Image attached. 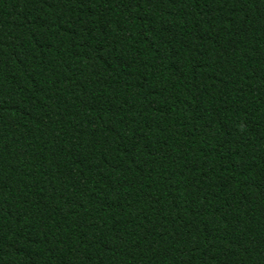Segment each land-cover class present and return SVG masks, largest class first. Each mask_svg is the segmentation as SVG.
<instances>
[{
    "label": "trees",
    "instance_id": "trees-1",
    "mask_svg": "<svg viewBox=\"0 0 264 264\" xmlns=\"http://www.w3.org/2000/svg\"><path fill=\"white\" fill-rule=\"evenodd\" d=\"M0 264H264V0H0Z\"/></svg>",
    "mask_w": 264,
    "mask_h": 264
}]
</instances>
